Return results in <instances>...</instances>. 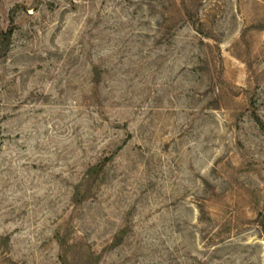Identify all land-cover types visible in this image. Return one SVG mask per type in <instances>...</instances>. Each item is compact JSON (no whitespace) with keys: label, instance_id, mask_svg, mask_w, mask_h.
Segmentation results:
<instances>
[{"label":"rangeland","instance_id":"1","mask_svg":"<svg viewBox=\"0 0 264 264\" xmlns=\"http://www.w3.org/2000/svg\"><path fill=\"white\" fill-rule=\"evenodd\" d=\"M10 26L0 264H264V0H0Z\"/></svg>","mask_w":264,"mask_h":264},{"label":"trees","instance_id":"2","mask_svg":"<svg viewBox=\"0 0 264 264\" xmlns=\"http://www.w3.org/2000/svg\"><path fill=\"white\" fill-rule=\"evenodd\" d=\"M13 33V27L10 26L8 29L0 32V51L6 46L5 43L8 41L9 37ZM252 118L257 125V127L264 133V121L260 118V116L253 112ZM260 220L258 221L259 232L264 236V215L260 214Z\"/></svg>","mask_w":264,"mask_h":264}]
</instances>
